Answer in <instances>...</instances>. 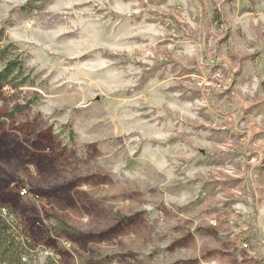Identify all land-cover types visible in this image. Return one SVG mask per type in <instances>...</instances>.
<instances>
[{
    "label": "rangeland",
    "instance_id": "rangeland-1",
    "mask_svg": "<svg viewBox=\"0 0 264 264\" xmlns=\"http://www.w3.org/2000/svg\"><path fill=\"white\" fill-rule=\"evenodd\" d=\"M0 28L25 264H264V0H0Z\"/></svg>",
    "mask_w": 264,
    "mask_h": 264
},
{
    "label": "trees",
    "instance_id": "trees-1",
    "mask_svg": "<svg viewBox=\"0 0 264 264\" xmlns=\"http://www.w3.org/2000/svg\"><path fill=\"white\" fill-rule=\"evenodd\" d=\"M3 29L0 28V88L6 85H14L22 68V58L12 55L9 45H2ZM26 78L20 84L25 85ZM5 83V84H4ZM22 193V191H21ZM23 194V193H22ZM25 244H18L8 224L0 218V264H25L23 252Z\"/></svg>",
    "mask_w": 264,
    "mask_h": 264
},
{
    "label": "built area",
    "instance_id": "built-area-1",
    "mask_svg": "<svg viewBox=\"0 0 264 264\" xmlns=\"http://www.w3.org/2000/svg\"><path fill=\"white\" fill-rule=\"evenodd\" d=\"M22 191V193H24L25 192V190L23 189V190H21Z\"/></svg>",
    "mask_w": 264,
    "mask_h": 264
}]
</instances>
